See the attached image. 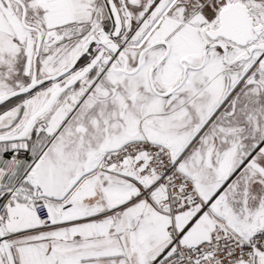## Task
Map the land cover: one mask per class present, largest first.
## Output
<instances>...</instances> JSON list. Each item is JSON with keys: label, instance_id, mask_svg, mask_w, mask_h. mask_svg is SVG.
Segmentation results:
<instances>
[{"label": "snow or ice", "instance_id": "6c2138e0", "mask_svg": "<svg viewBox=\"0 0 264 264\" xmlns=\"http://www.w3.org/2000/svg\"><path fill=\"white\" fill-rule=\"evenodd\" d=\"M0 264H264V0H0Z\"/></svg>", "mask_w": 264, "mask_h": 264}]
</instances>
